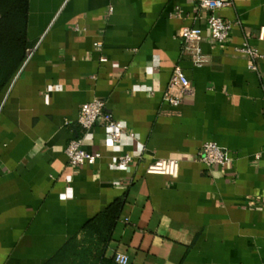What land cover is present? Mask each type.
Returning a JSON list of instances; mask_svg holds the SVG:
<instances>
[{"label":"crops","instance_id":"crops-1","mask_svg":"<svg viewBox=\"0 0 264 264\" xmlns=\"http://www.w3.org/2000/svg\"><path fill=\"white\" fill-rule=\"evenodd\" d=\"M218 14L232 27L211 43L193 0L28 1L31 53L0 93V264H44L114 201L108 258L264 264V0H232ZM183 26L204 35L201 66L177 35ZM244 41L258 59L239 50ZM174 66L191 84L177 107L162 98ZM93 98L123 123L119 144L100 124L78 125ZM76 137L100 154L93 164L68 163ZM206 141L230 162L202 163ZM122 152L132 155L124 167ZM158 158L176 159L177 177L146 173Z\"/></svg>","mask_w":264,"mask_h":264},{"label":"built area","instance_id":"built-area-1","mask_svg":"<svg viewBox=\"0 0 264 264\" xmlns=\"http://www.w3.org/2000/svg\"><path fill=\"white\" fill-rule=\"evenodd\" d=\"M201 9L206 10L207 40L211 43H221L229 35L231 23L225 21L218 11L232 4V0H193ZM178 37L184 42V49L189 53L192 63L201 66L205 62L204 55L199 47V43L204 40V35L200 28L183 26L177 32ZM257 39L264 41V25L257 31ZM93 45L98 47L99 42ZM239 50L249 56L252 61L261 55L257 48L250 46L246 41L242 42ZM28 50L26 56L30 55ZM101 62L106 61L104 56H100ZM249 69L255 70L254 63L249 62ZM191 90L190 80L186 77L179 66H174L170 78L167 82L162 98L172 107H177L182 97ZM78 125L83 130H88L95 124H100L106 128L107 135L112 143L119 144L123 135L127 132L123 123L111 116L106 111L105 102L99 98H93L80 105L77 119ZM131 135V134H129ZM81 138H72L65 146L64 154L71 165L93 164L99 157L98 152L90 153L82 148ZM199 160L205 165L225 166L230 162L228 151L212 141L204 142L198 152ZM132 161V155L122 152L117 156V163L120 166H127ZM179 164L174 158H158L149 162L145 167V172L149 174H161L170 178L178 175ZM113 259L117 264H128V257L122 252H115Z\"/></svg>","mask_w":264,"mask_h":264},{"label":"trees","instance_id":"trees-1","mask_svg":"<svg viewBox=\"0 0 264 264\" xmlns=\"http://www.w3.org/2000/svg\"><path fill=\"white\" fill-rule=\"evenodd\" d=\"M29 0H0V93L25 58ZM121 201L110 203L83 225L81 239L69 238L44 264H117L105 256Z\"/></svg>","mask_w":264,"mask_h":264}]
</instances>
